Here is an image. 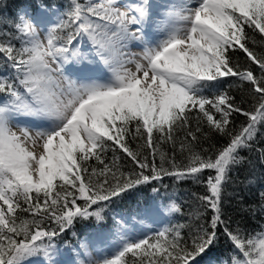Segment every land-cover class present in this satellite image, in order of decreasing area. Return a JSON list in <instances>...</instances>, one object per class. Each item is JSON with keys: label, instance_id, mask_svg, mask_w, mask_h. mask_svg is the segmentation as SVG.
<instances>
[{"label": "snow or ice", "instance_id": "6c2138e0", "mask_svg": "<svg viewBox=\"0 0 264 264\" xmlns=\"http://www.w3.org/2000/svg\"><path fill=\"white\" fill-rule=\"evenodd\" d=\"M7 6L0 0V264H202L221 235L230 264H264V229L233 230L224 210L242 153L264 162V54L249 47L264 45V0H34L14 19ZM237 51L247 67L233 62ZM227 78L249 86L248 109L228 92L205 94ZM234 116L245 117L239 128ZM214 135L226 142L199 150ZM165 145L188 163L169 160ZM165 177L205 185L188 223L144 234L112 211ZM162 208L181 212L174 201ZM154 214L161 208L139 219ZM89 221L97 227L81 238L76 225ZM69 232L76 244L62 247Z\"/></svg>", "mask_w": 264, "mask_h": 264}, {"label": "trees", "instance_id": "16d2710c", "mask_svg": "<svg viewBox=\"0 0 264 264\" xmlns=\"http://www.w3.org/2000/svg\"><path fill=\"white\" fill-rule=\"evenodd\" d=\"M6 2L8 6L3 10L2 15L14 19L22 6L34 2V0H6ZM59 2L63 3L64 0H59ZM0 27L3 26L0 25ZM248 32L250 36H255L259 39L258 33H253L251 29H249ZM249 47H254L258 54H264V45L257 44L253 46L250 43ZM233 62H238L241 68L247 67L250 63L246 60L244 54L239 51L233 53ZM234 81L235 78H227L226 81L221 84L219 89H213L211 92L206 91L205 94L211 96L215 91L228 92L234 97L235 102L238 105L248 109L252 103L249 96V86L245 84L243 88H241L237 86L238 82L234 83ZM233 120L234 123L233 125H230V127L239 128L241 123L245 121V117L234 116ZM193 128H195V121H193ZM207 130V126H205L204 131ZM129 142L133 149H135L136 142H133L131 137H129ZM213 142L219 145L226 142V140L219 135H214L212 141L202 139L200 142L202 147L199 150L202 151L204 148L211 149ZM260 146H264V130L261 131L258 137L257 147ZM164 148L168 153L169 160L174 159L177 166L182 167L188 163L186 153L182 154L179 150H176L173 155V150L170 145H165ZM119 155L121 156V164L124 166L125 170L131 168V162L124 157L123 153H119ZM242 155L245 158L244 162L230 173V180L225 186V219L230 220V227L233 230H235L237 224H239L241 229L251 233L264 229V209L261 208L264 201L261 200L260 196L261 192H264V162H261L260 153L255 149L251 152L244 151ZM107 158L111 161V151L107 153ZM148 160L151 163V155L148 156ZM155 163L157 166L160 165L161 161L159 156H157ZM165 167H171V164L165 163ZM204 178H207V173L204 174ZM153 186L158 188L159 191L154 192L152 190ZM205 194L207 193L204 184L193 183L191 180L177 182L171 177H165L163 180V186L158 182L142 186L126 197L120 204L113 205L112 211L119 212L125 216L138 217L146 208H151L153 205L157 204V206L163 210L162 206L174 201L181 207V212L167 214L165 226L178 223L186 224L190 218L189 214L193 212L199 204L198 197ZM111 214V211L107 213L108 220L105 227H111L112 225ZM21 215L24 214L22 213ZM210 216V212L206 213V218L210 219ZM96 227L94 221H89L86 224L77 223L75 230L82 238L85 234L93 232ZM153 233L154 232L146 234ZM185 233L187 234V229H185ZM65 242L75 245L76 238L72 236L71 232H69L58 240V243H60L62 247ZM229 250L230 245L226 237L221 235L220 242L203 257L202 264H221V261L224 259H229L230 264ZM70 254L71 253H69V255Z\"/></svg>", "mask_w": 264, "mask_h": 264}, {"label": "rangeland", "instance_id": "374dc122", "mask_svg": "<svg viewBox=\"0 0 264 264\" xmlns=\"http://www.w3.org/2000/svg\"><path fill=\"white\" fill-rule=\"evenodd\" d=\"M133 50H134V52L140 51V49L138 50V47H135ZM152 207H159V206H157V204H156V205H153ZM159 208H160V207H159ZM161 212L165 215V219H166V217H167V213H165L162 209H161ZM142 213H143V212H142ZM142 213H140V214H142ZM139 217H140V215H139L137 218H134L133 220H131V219L127 216V218H128L129 221H130V226H129V228H131L132 225H135L136 230H137V232H139V233H144V234H146V233L156 232V231L162 229V228L165 226V224H166V220H163L162 223L158 222V218H157V217H152V216H150V217H148V218H146V219H143V221H141V220L139 219ZM159 219L161 220L162 217H161V218L159 217ZM133 222H136V223L133 224ZM73 255H75V254H74V253H71L69 256H73ZM94 255H95V253H94Z\"/></svg>", "mask_w": 264, "mask_h": 264}, {"label": "bare ground", "instance_id": "6f19581e", "mask_svg": "<svg viewBox=\"0 0 264 264\" xmlns=\"http://www.w3.org/2000/svg\"><path fill=\"white\" fill-rule=\"evenodd\" d=\"M136 46H133L132 47V51L134 52V48H135ZM140 48H138V50H139ZM137 52H139V51H137ZM152 217H157L158 218V222H160V223H162L163 222V220H165V215L161 212V214L160 215H152ZM159 217L161 218L162 217V219L160 220L159 219ZM136 222H133V224H135Z\"/></svg>", "mask_w": 264, "mask_h": 264}]
</instances>
